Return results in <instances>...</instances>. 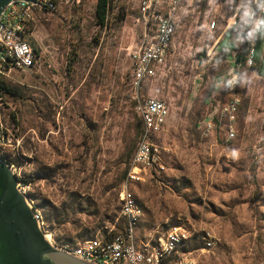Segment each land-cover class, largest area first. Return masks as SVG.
<instances>
[{
	"label": "rangeland",
	"instance_id": "1",
	"mask_svg": "<svg viewBox=\"0 0 264 264\" xmlns=\"http://www.w3.org/2000/svg\"><path fill=\"white\" fill-rule=\"evenodd\" d=\"M238 4L235 16L230 2L186 5L163 62L139 90L163 99L168 115L157 163L130 185L141 208L136 236H161L187 219L181 250L196 264H264V26L252 66L243 60L251 22ZM33 19L39 60L3 81L13 92L0 159L12 163L43 232L71 246L116 219L121 226L117 193L139 130L127 50L139 43L142 20L137 0H62L35 8ZM230 96L238 104L226 140L217 109ZM202 230L213 235L211 248H203Z\"/></svg>",
	"mask_w": 264,
	"mask_h": 264
},
{
	"label": "built area",
	"instance_id": "2",
	"mask_svg": "<svg viewBox=\"0 0 264 264\" xmlns=\"http://www.w3.org/2000/svg\"><path fill=\"white\" fill-rule=\"evenodd\" d=\"M11 0L0 13V148L7 145V126L3 120L9 107L8 93L3 89V81L12 77V72L32 67L39 60V53L31 45L33 12L35 8L53 10L62 0ZM198 0H137L142 33L140 41L130 46L127 55L133 67L130 79V96L133 109L139 118V130L135 141L125 180L117 193L119 201L117 219L104 232L71 245L56 244L66 248L71 254L98 264H196L191 252L181 250L189 238L188 231L181 223L168 228L161 236L149 235L144 240L136 236V228L141 216V208L136 202L130 185L141 182L146 171L157 163L159 143L157 137L164 129L168 107L163 99L154 95L141 96L139 90L143 82L154 75L155 67L163 62L171 40L176 16L192 2ZM211 10L219 4H233L232 16L241 9L238 0H200ZM244 19L251 22L252 39L247 42L244 61H253V43L259 29L264 26V0H243ZM208 26L213 27L215 15L210 13ZM240 58V57H239ZM236 74L230 70L225 83L231 88ZM238 100L234 96L226 99L217 109L219 122H225V139L233 136L232 122L235 119ZM214 124L207 122L208 131ZM11 166V165H10ZM12 167V166H11ZM21 188V186H20ZM34 215L40 221L36 210ZM49 235V234H48ZM50 236V235H49ZM51 237V236H50ZM203 248H211L214 237L206 230L199 233Z\"/></svg>",
	"mask_w": 264,
	"mask_h": 264
},
{
	"label": "water",
	"instance_id": "3",
	"mask_svg": "<svg viewBox=\"0 0 264 264\" xmlns=\"http://www.w3.org/2000/svg\"><path fill=\"white\" fill-rule=\"evenodd\" d=\"M10 1L0 0V13ZM20 186L12 167L0 159V264H98L52 243Z\"/></svg>",
	"mask_w": 264,
	"mask_h": 264
},
{
	"label": "trees",
	"instance_id": "4",
	"mask_svg": "<svg viewBox=\"0 0 264 264\" xmlns=\"http://www.w3.org/2000/svg\"><path fill=\"white\" fill-rule=\"evenodd\" d=\"M251 65H252V66L255 65V60L251 62ZM2 87H3V89L8 93V95L10 94V92H11V93L13 92V89H12L11 87L7 86V85L2 84ZM133 110H134V109H133ZM135 114H136V113H135ZM136 116H137V114H136ZM137 118H138V116H137ZM138 120H139V118H138ZM6 163H8L9 165H12V163H10V162H7V161H6Z\"/></svg>",
	"mask_w": 264,
	"mask_h": 264
},
{
	"label": "bare ground",
	"instance_id": "5",
	"mask_svg": "<svg viewBox=\"0 0 264 264\" xmlns=\"http://www.w3.org/2000/svg\"><path fill=\"white\" fill-rule=\"evenodd\" d=\"M232 21H234V22H235V17H233V18H232ZM50 239L52 240V238H51V237H50Z\"/></svg>",
	"mask_w": 264,
	"mask_h": 264
},
{
	"label": "crops",
	"instance_id": "6",
	"mask_svg": "<svg viewBox=\"0 0 264 264\" xmlns=\"http://www.w3.org/2000/svg\"><path fill=\"white\" fill-rule=\"evenodd\" d=\"M230 20H231V18H230ZM39 53V52H38Z\"/></svg>",
	"mask_w": 264,
	"mask_h": 264
}]
</instances>
